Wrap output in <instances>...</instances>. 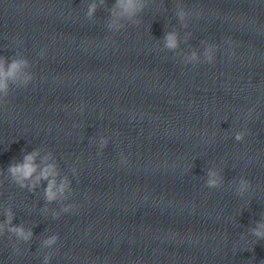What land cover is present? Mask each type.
<instances>
[{
  "label": "water",
  "instance_id": "obj_1",
  "mask_svg": "<svg viewBox=\"0 0 264 264\" xmlns=\"http://www.w3.org/2000/svg\"><path fill=\"white\" fill-rule=\"evenodd\" d=\"M90 2L0 0V56H25L35 76L0 107V170L22 150L39 148L38 163L51 152L46 162L72 181L63 204L74 205L53 219L60 202L45 212L43 188L22 190L4 171L0 221L10 204L34 237L17 254L0 236V264H43L49 252L50 264H264V241L248 234L264 219V0H147L116 33L115 0L88 20ZM209 44L212 63L185 64ZM208 168L223 187L205 186ZM52 234L57 244L41 249Z\"/></svg>",
  "mask_w": 264,
  "mask_h": 264
},
{
  "label": "clouds",
  "instance_id": "obj_2",
  "mask_svg": "<svg viewBox=\"0 0 264 264\" xmlns=\"http://www.w3.org/2000/svg\"><path fill=\"white\" fill-rule=\"evenodd\" d=\"M106 0H100V4L96 0L87 4L85 17L92 20L97 12L98 7L105 5ZM147 7V0H115V3L107 8L109 19L107 28L111 32H119L125 28L123 20L135 21V17L139 16ZM197 16L199 13H195ZM176 18L183 24L189 17L190 13L183 6H177L175 12ZM186 26V25H184ZM164 47L169 51L175 52L179 48V37L174 31H167L164 35ZM218 46L209 44L203 51V61L200 55L193 51L185 59V64H198L201 62L212 63L215 59V52ZM234 54V53H233ZM40 57L45 56L42 50L39 53ZM32 67L30 61L25 56L13 55L12 57L0 56V107H4L9 101L8 97L13 88H26L35 78L34 73L30 70ZM83 111V108L80 109ZM250 115V113H249ZM246 131H237L234 134V139L237 142L243 141ZM108 138H99V147L104 149L108 145ZM40 156V149L34 148L31 151L22 150V158L12 161L6 170H0V175L7 173V178L18 186L20 189H26L30 193H35L38 189L43 188V199L45 201L44 211L47 212V205L60 202L61 210H53L52 218L58 219L63 213H69L73 210L74 205L66 204L70 194H72V181L67 176H61L60 168L57 162L48 163L52 160L53 153H47L41 162H37ZM126 162L121 155V163ZM72 174L76 175L77 170L72 168ZM46 184V186H45ZM205 186L209 189H219L224 186V177L221 172L213 168H208L206 172ZM251 188L250 181L241 177L235 183V192L243 197ZM4 219L0 221V236L7 234L8 239L15 238L16 247L14 251L19 254L18 245L23 242L30 243L33 240L34 233L32 228H27L23 223L14 224L16 217L12 206L6 205L3 208ZM248 234L255 237L256 241H264V219H259L254 222V226L248 228ZM59 236L52 234L41 241V249H50L57 244ZM52 253L44 255L43 264H50Z\"/></svg>",
  "mask_w": 264,
  "mask_h": 264
}]
</instances>
